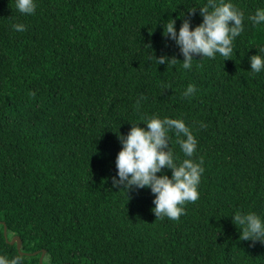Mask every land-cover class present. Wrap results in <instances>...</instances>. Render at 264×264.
<instances>
[{"label":"trees","instance_id":"trees-1","mask_svg":"<svg viewBox=\"0 0 264 264\" xmlns=\"http://www.w3.org/2000/svg\"><path fill=\"white\" fill-rule=\"evenodd\" d=\"M233 2L245 13L233 54L197 56L185 69L163 24L192 7L198 24L206 0H36L32 14L0 0V255L23 264H264V243L242 240L231 218L264 217V69L250 71L248 59L264 55V24L248 19L264 0ZM165 53L177 59L158 64ZM189 84L196 91L184 96ZM153 115L183 118L198 141L199 196L178 219L154 215L149 189L111 184L117 132ZM15 235L20 248L7 240Z\"/></svg>","mask_w":264,"mask_h":264},{"label":"clouds","instance_id":"clouds-1","mask_svg":"<svg viewBox=\"0 0 264 264\" xmlns=\"http://www.w3.org/2000/svg\"><path fill=\"white\" fill-rule=\"evenodd\" d=\"M15 7L22 14H32L36 9V0H15ZM195 12L196 7L187 9V15L181 11L163 24L162 35L178 47L185 69L192 67V61L197 56L214 57L219 53L225 59L229 58L233 54V41L244 28L245 13L233 0H206L199 7L201 21L193 25L191 15ZM177 19L181 20L178 29ZM248 19L254 25L264 24V8H257ZM13 28L23 31L25 25L17 23ZM156 59L158 64H166L177 58L165 53ZM248 59L250 71L264 69V55L256 52ZM195 91V85L189 84L183 95L190 96ZM139 122H131L126 134L117 132L121 147L115 157L116 173L111 177V184L114 188L125 189L126 193L149 189L153 194L154 215L178 219L185 211L184 203L195 201L199 196L198 185L204 168L202 161L192 159L197 138L183 118L153 115L143 121L146 126H141ZM170 132L177 135L186 158L181 160L174 154L170 146ZM166 169L171 170L170 175ZM231 218L236 226H240L242 240L253 244L264 243V217L255 212L238 211ZM0 264H23V257L19 254L11 258L0 255Z\"/></svg>","mask_w":264,"mask_h":264},{"label":"water","instance_id":"water-1","mask_svg":"<svg viewBox=\"0 0 264 264\" xmlns=\"http://www.w3.org/2000/svg\"><path fill=\"white\" fill-rule=\"evenodd\" d=\"M4 232H5V235H6V232H7V228L5 226L4 228ZM7 240L10 242V243H15L17 244V247L20 248L21 247V238L18 236V235H15L13 236L11 239H8L7 237ZM37 252V251H36ZM45 252V251H44ZM44 252H42V255H41V258H40V262H42V258H43V255H44Z\"/></svg>","mask_w":264,"mask_h":264}]
</instances>
